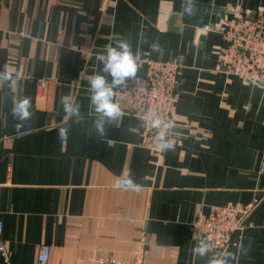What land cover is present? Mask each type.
Segmentation results:
<instances>
[{
  "label": "crops",
  "instance_id": "0c3cea01",
  "mask_svg": "<svg viewBox=\"0 0 264 264\" xmlns=\"http://www.w3.org/2000/svg\"><path fill=\"white\" fill-rule=\"evenodd\" d=\"M236 3L264 11V0H194L191 16L182 0H0V71L9 64L21 73L18 89L0 87V219L9 254L0 251V264H37L45 244L49 264H93L99 255L130 261L140 245L145 264H208L240 243L247 253L229 264H264V84L222 71L218 59L219 29ZM120 39L140 57L149 51L183 65L172 150L146 142L121 101L124 116L105 135L94 126L88 81L102 67L104 45ZM147 73L138 61L136 78ZM25 95L34 116L17 134L13 98ZM62 95L80 104L78 123ZM129 173L138 191L115 187ZM255 199L222 255L193 253L199 240L190 224L200 212Z\"/></svg>",
  "mask_w": 264,
  "mask_h": 264
},
{
  "label": "built area",
  "instance_id": "2783aa9c",
  "mask_svg": "<svg viewBox=\"0 0 264 264\" xmlns=\"http://www.w3.org/2000/svg\"><path fill=\"white\" fill-rule=\"evenodd\" d=\"M203 29H210V25H204ZM219 32L223 39L218 51L219 68L249 83L264 84V11L250 13L239 3L230 5ZM138 61L147 64V76L137 77L129 86L119 90L117 98L128 114L139 118L144 140L156 146L157 130L151 128L149 120L152 113H156L165 121L174 123L183 65L179 60L153 59L149 51L144 52ZM45 83V79H40V86ZM257 203L258 199L250 204L228 202L210 206L208 213L200 212L191 222L194 238H210L211 251L217 256L222 255L234 239L240 238L246 216ZM3 227L0 219V251L9 256L1 235ZM50 257L51 246L45 244L37 255V264H49ZM146 257L145 246L140 245L130 261L120 256L99 255L95 264H145Z\"/></svg>",
  "mask_w": 264,
  "mask_h": 264
},
{
  "label": "clouds",
  "instance_id": "9594fccd",
  "mask_svg": "<svg viewBox=\"0 0 264 264\" xmlns=\"http://www.w3.org/2000/svg\"><path fill=\"white\" fill-rule=\"evenodd\" d=\"M183 13L191 16L195 12L194 0H182ZM147 42L141 39L138 43ZM153 51H160L158 43L150 45ZM105 52L99 54L97 59L102 64L98 73L93 75L89 83L90 93V114L95 115L94 126L103 136L106 134V125L122 119L124 111L121 108L119 100L116 98L119 90L126 87L129 80H134L138 71V60L140 58L139 47L133 53L132 45L127 39H120L115 42V46L109 43L104 45ZM82 74V73H81ZM109 77L111 78L109 80ZM21 73L9 64L3 66L0 71V87L7 85L10 89H18ZM60 103L63 111L68 117H75L78 123L81 119L80 104L76 103L70 95H62ZM31 97L25 95L23 97H14L11 108V114L17 121L14 125L17 134H22V129L26 122L30 121L34 113L31 111ZM151 128L157 130L155 143L159 150L167 151L174 149V141L169 138L170 131L175 127L171 121H165L160 115L152 113L150 117ZM68 128L61 127L58 131L59 138L64 141L68 138ZM179 135V133H176ZM115 187L122 190H139V185L131 178V174H122L116 178ZM238 252L236 254L226 252L223 257H213L209 259L208 264H229V260H238L240 253H247V249L243 244L236 245ZM212 245L210 238L199 239L196 246L193 248V253L199 257L208 256Z\"/></svg>",
  "mask_w": 264,
  "mask_h": 264
},
{
  "label": "water",
  "instance_id": "95a60500",
  "mask_svg": "<svg viewBox=\"0 0 264 264\" xmlns=\"http://www.w3.org/2000/svg\"><path fill=\"white\" fill-rule=\"evenodd\" d=\"M174 20H175V16L172 15V17H171V21H170L171 26L173 27V29H177V28L174 26Z\"/></svg>",
  "mask_w": 264,
  "mask_h": 264
},
{
  "label": "rangeland",
  "instance_id": "374dc122",
  "mask_svg": "<svg viewBox=\"0 0 264 264\" xmlns=\"http://www.w3.org/2000/svg\"><path fill=\"white\" fill-rule=\"evenodd\" d=\"M240 4V3H239ZM135 251V250H134ZM93 264H95V259H94V263Z\"/></svg>",
  "mask_w": 264,
  "mask_h": 264
}]
</instances>
